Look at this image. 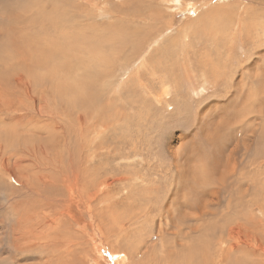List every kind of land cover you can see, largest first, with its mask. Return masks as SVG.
<instances>
[{"label":"rangeland","instance_id":"374dc122","mask_svg":"<svg viewBox=\"0 0 264 264\" xmlns=\"http://www.w3.org/2000/svg\"><path fill=\"white\" fill-rule=\"evenodd\" d=\"M259 5L0 0V264H264Z\"/></svg>","mask_w":264,"mask_h":264},{"label":"bare ground","instance_id":"6f19581e","mask_svg":"<svg viewBox=\"0 0 264 264\" xmlns=\"http://www.w3.org/2000/svg\"><path fill=\"white\" fill-rule=\"evenodd\" d=\"M263 4L264 5V0H254V4ZM219 4V3H218ZM259 5V6H260ZM234 6V5H233ZM247 10V9H246ZM245 10V11H246ZM248 11V10H247ZM251 11V10H250ZM254 12H255V10H254ZM245 13V12H244ZM251 13H253V12H251ZM264 14V13H263ZM252 22V21H251ZM23 27V26H22ZM40 61V60H39ZM25 62V61H24ZM21 78V77H20ZM20 78H18V77H16V79H19V80H21ZM15 79V80H16ZM24 79V78H23ZM17 81V80H16ZM23 83V82H22ZM29 83V82H28ZM18 84V83H17ZM66 86H67V84H66ZM72 86V85H71ZM73 87V86H72ZM68 88H69V85H68ZM71 88V87H70ZM77 89V88H76ZM78 90H80L81 92H82V94H83V96L82 97H80L81 99H83L84 101H88V99L90 100L91 98L89 97V94H88V90H87V87L86 86H84V84H83V86L81 87V88H79ZM255 92V91H254ZM257 93V92H256ZM72 94V93H71ZM74 99V98H73ZM72 99V100H73ZM74 100H76V99H74ZM82 102V101H81ZM24 111V110H23ZM88 118V117H87ZM19 136V135H18ZM232 141V140H231ZM46 155V154H45ZM46 158V157H45ZM36 160V159H35ZM64 160V159H63ZM57 161V160H56ZM59 162V161H58ZM60 163V162H59ZM15 164V163H14ZM36 164H38V163H36ZM61 164V163H60ZM27 170V169H26ZM18 171V170H17ZM49 171V170H48ZM54 171H56L55 173L59 176V182H60V184H59V186H58V188L57 189H59V188H62V189H65L66 190V192H67V196L68 197H70V194L71 193H73V191L75 190V189H80V191H81V186L79 185V182H80V177H81V175H82V171L81 170H79L78 168H75V169H71V168H58V169H56V170H51V172L49 173V174H51V173H53ZM30 172V171H29ZM33 173V172H32ZM37 173V172H36ZM19 176V175H18ZM42 176V175H41ZM84 176V175H83ZM45 177V176H44ZM54 179V178H53ZM38 180V183L40 184V182H42L41 184H43L44 185V182L46 181V180H43V178H42V181H40L39 179H37ZM40 181V182H39ZM84 181V180H83ZM28 182V181H27ZM50 182V181H49ZM52 182V181H51ZM50 182V183H51ZM37 183V182H36ZM48 183V182H47ZM53 183V182H52ZM56 184V183H55ZM54 183H53V185H55ZM42 186V185H41ZM35 187V186H34ZM43 187V186H42ZM47 187V186H46ZM57 189H54L52 192H53V194H54V196L52 197V201L54 202V203H58L59 201H61V200H63V199H58V198H56V196H59L60 195V197L61 196H66V192L65 191H62V190H57ZM82 189H83V187H82ZM14 191H16V189L14 190ZM33 191H35V190H33ZM11 192V191H10ZM57 193V194H56ZM37 194V193H36ZM46 195V194H45ZM31 196V195H30ZM41 197V196H40ZM25 201V200H24ZM42 203V202H41ZM26 204V203H25ZM45 204V203H44ZM16 205V204H15ZM35 205V204H34ZM64 205V204H63ZM37 206V205H36ZM62 206V205H61ZM35 207V206H34ZM39 207V206H38ZM66 207V206H65ZM30 208V207H29ZM33 208V207H32ZM62 208H63V206H62ZM61 208V209H62ZM59 210H60V208H59ZM65 210V209H64ZM54 211H56L55 209H54ZM38 212V211H37ZM57 214V213H56ZM60 216V215H59ZM57 217H58V215H57ZM59 220V219H58ZM57 220V221H58ZM61 220V219H60ZM56 221V222H57ZM47 223V222H46ZM54 223V222H53ZM18 225V224H17ZM20 225V224H19ZM49 225V224H48ZM19 227V226H18ZM18 227H17V230H18ZM15 229V228H14ZM23 232V231H22ZM47 235V234H46ZM225 235V234H224ZM227 235V234H226ZM225 235V236H226ZM236 236H239V235H236ZM213 237V236H212ZM240 237V236H239ZM64 238V237H63ZM15 239V238H14ZM242 239V238H241ZM200 240V239H199ZM247 240V239H246ZM245 241V240H244ZM31 242V241H30ZM73 242V241H72ZM24 243V242H23ZM33 243V242H32ZM244 243V242H243ZM25 244H27V243H25ZM17 245V244H16ZM23 244H21V246H22ZM220 245V244H219ZM243 245H246L245 246V248H252L251 247V243H247V244H243ZM252 245H253V243H252ZM13 246H15V244L13 245ZM66 246V245H65ZM203 246V245H202ZM222 246V245H221ZM234 246V245H233ZM254 246V245H253ZM16 247V246H15ZM216 247V246H215ZM223 247V246H222ZM231 247V246H230ZM261 247V246H260ZM21 248V247H20ZM23 248V247H22ZM32 248V247H31ZM219 248V247H218ZM221 248V247H220ZM233 248V247H232ZM236 248H238L237 246L236 247H234L231 251H233V250H235ZM257 248V247H256ZM16 249V248H15ZM28 249H29V246H28ZM223 249V248H222ZM253 249V252L255 253L256 252V249L255 248H252ZM74 250H76V249H74ZM24 251H25V249H24ZM26 252V251H25ZM198 252V251H197ZM243 252V251H242ZM11 253V252H10ZM186 253V252H185ZM50 254V253H49ZM79 254V253H78ZM226 254H228V252L226 253ZM51 255V254H50ZM49 255V256H50ZM229 255V254H228ZM227 255V256H228ZM20 256H22V255H20ZM25 256V255H24ZM23 256V257H24ZM22 258V257H21ZM52 258L50 257V259L49 258H47V260L46 261H48L49 263H51V260ZM53 260V259H52ZM45 261V260H44ZM69 261V260H68ZM126 261V260H125ZM53 262H54V260H53ZM124 262V261H123ZM118 263V262H117ZM196 263V262H195ZM46 264H47V262H46Z\"/></svg>","mask_w":264,"mask_h":264}]
</instances>
